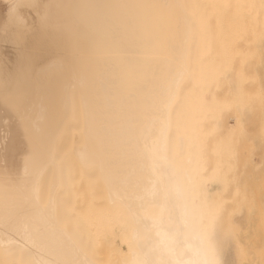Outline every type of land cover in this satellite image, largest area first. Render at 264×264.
Here are the masks:
<instances>
[{
  "label": "bare ground",
  "instance_id": "6f19581e",
  "mask_svg": "<svg viewBox=\"0 0 264 264\" xmlns=\"http://www.w3.org/2000/svg\"><path fill=\"white\" fill-rule=\"evenodd\" d=\"M31 1L0 0V264H101L97 213L105 264H216L198 207L231 203L238 237L262 211L240 168L264 137V0Z\"/></svg>",
  "mask_w": 264,
  "mask_h": 264
},
{
  "label": "rangeland",
  "instance_id": "374dc122",
  "mask_svg": "<svg viewBox=\"0 0 264 264\" xmlns=\"http://www.w3.org/2000/svg\"><path fill=\"white\" fill-rule=\"evenodd\" d=\"M69 1L72 5L92 4L126 7L133 4L131 0H105L101 2H92L91 0ZM50 2L51 0H34L31 2H24L22 6L24 7V9H30V13L33 15L36 10L46 6L47 4L51 5ZM248 2L249 6H256L255 2H251L250 0H248ZM207 4L208 6L214 8H220L227 4L235 5L236 1L210 0ZM261 5H263L264 7V3L260 4V6ZM1 9L2 6L0 3V11ZM255 12L256 11H254L253 13L255 14ZM224 22L228 26L231 25L230 19H225ZM1 31L2 30H0V33H2ZM10 31L11 30L9 29V32ZM14 34L8 35L9 37L2 35V38L19 37ZM38 36L40 37V35ZM262 83L264 86V79ZM196 117H198L196 121V126L198 128L196 137L199 143L203 144V148L205 149L207 156L209 139L206 135L205 125L207 122L204 106L202 104L197 107ZM247 147L249 152L248 150H245V152H247L246 156L242 159L241 162V172L242 174H246V178L248 179L249 183L255 186L256 192L263 194V197L261 199L262 211L260 214H258V209L255 208L251 221L252 225H249L250 223L247 221L245 212L236 214L234 217V221L237 223V226H239L241 230L238 237V233L236 232L234 223L232 222L230 217L229 211L231 209V203H227V201H225L222 203L214 204L210 208L198 207L199 213L203 216L202 229L205 234L206 242L215 259L216 264H246L243 257V248L241 242L243 246L248 249L249 254L252 257L249 263L256 262L258 256H260V252H264V218H262L264 217V137L258 132L255 134V136H250L247 139ZM231 193L234 194V191H232ZM261 218L263 219V222H261ZM87 224H89L88 234L91 236V241L93 243H96L95 250L93 251L94 256L99 263L105 264L113 255V247L115 244L114 224L112 223V219L110 217H107L104 213H97L96 216L87 219ZM259 224L260 227H258ZM109 238L110 242H108Z\"/></svg>",
  "mask_w": 264,
  "mask_h": 264
}]
</instances>
